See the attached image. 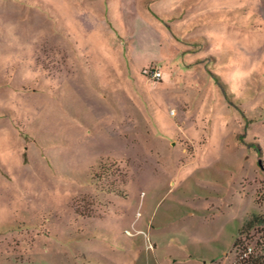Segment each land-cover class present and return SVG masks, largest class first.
<instances>
[{
    "label": "rangeland",
    "instance_id": "1",
    "mask_svg": "<svg viewBox=\"0 0 264 264\" xmlns=\"http://www.w3.org/2000/svg\"><path fill=\"white\" fill-rule=\"evenodd\" d=\"M246 246L264 264V0H0V264Z\"/></svg>",
    "mask_w": 264,
    "mask_h": 264
},
{
    "label": "built area",
    "instance_id": "2",
    "mask_svg": "<svg viewBox=\"0 0 264 264\" xmlns=\"http://www.w3.org/2000/svg\"><path fill=\"white\" fill-rule=\"evenodd\" d=\"M150 73L153 76V78L156 79H160L161 78V74L158 70L156 69H150ZM253 249L249 246H246L245 248L241 249L240 252H238L236 254V256H238L240 259H246L248 258L250 255H252ZM239 259V260H240Z\"/></svg>",
    "mask_w": 264,
    "mask_h": 264
},
{
    "label": "trees",
    "instance_id": "3",
    "mask_svg": "<svg viewBox=\"0 0 264 264\" xmlns=\"http://www.w3.org/2000/svg\"><path fill=\"white\" fill-rule=\"evenodd\" d=\"M256 149L257 146L253 145ZM257 219V218H256ZM252 225V222H249L246 224V227H250ZM241 232V230L238 231V233ZM235 245V243H234ZM240 264H263L262 261L258 258V257H254L252 255H250L248 258L246 259H240Z\"/></svg>",
    "mask_w": 264,
    "mask_h": 264
}]
</instances>
